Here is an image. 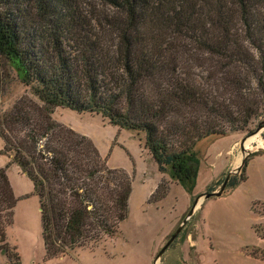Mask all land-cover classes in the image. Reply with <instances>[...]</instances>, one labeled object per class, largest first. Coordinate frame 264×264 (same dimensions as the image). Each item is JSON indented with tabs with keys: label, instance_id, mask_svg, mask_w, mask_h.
<instances>
[{
	"label": "trees",
	"instance_id": "1",
	"mask_svg": "<svg viewBox=\"0 0 264 264\" xmlns=\"http://www.w3.org/2000/svg\"><path fill=\"white\" fill-rule=\"evenodd\" d=\"M99 1L111 16L88 19L75 0H0V96L13 74L29 94L0 112L1 253L16 202L10 165L38 199L47 258L98 247L127 217L130 177L55 109L136 134L184 186L198 143L264 123V0ZM245 167L225 190L246 181Z\"/></svg>",
	"mask_w": 264,
	"mask_h": 264
},
{
	"label": "rangeland",
	"instance_id": "2",
	"mask_svg": "<svg viewBox=\"0 0 264 264\" xmlns=\"http://www.w3.org/2000/svg\"><path fill=\"white\" fill-rule=\"evenodd\" d=\"M75 1L88 19L112 15L99 0ZM27 95V89L13 74L3 86L0 112L8 111ZM52 116L57 123L88 138L109 168L128 174L131 192L127 217L118 225L116 234L98 247L47 258L38 199L31 182L17 166L9 167L6 173L16 202L6 231L8 249L0 252V264H264V131L254 135L257 140L249 149L243 147L249 153L245 159L246 181L233 190H224L218 198L203 200L204 194L220 189L230 172L225 166L233 162L234 156L241 157L240 142L254 137L248 136L257 123L249 131L198 143L197 175L192 185L184 186L158 172L136 134L112 127L95 115L55 109ZM232 147L233 156L227 154ZM258 151L262 152L253 155ZM4 161L0 157V163ZM239 175L240 170L229 179ZM158 185V191L151 196ZM186 219L177 237L155 262L159 251Z\"/></svg>",
	"mask_w": 264,
	"mask_h": 264
},
{
	"label": "water",
	"instance_id": "3",
	"mask_svg": "<svg viewBox=\"0 0 264 264\" xmlns=\"http://www.w3.org/2000/svg\"><path fill=\"white\" fill-rule=\"evenodd\" d=\"M262 131H264V123H260L256 126L255 130L248 136V137H251V136H254V135H257V134H260ZM244 143H245V139H242L241 142H240V149L243 153V157H242V160H241V163L240 165L235 169V170H232L229 172V174L226 176V179L225 181L223 182L222 186L220 187V189L217 191V192H213V193H208V194H204L203 195V200H207L209 198H212V197H215V198H218L222 195V193L224 192L225 190V187H226V184H227V181L229 179V177L232 175V174H235L236 172H238V170H240L241 166L243 165L246 157L249 155L248 152H244L246 150L243 149L244 147ZM196 204H197V201L194 203V205L192 206V209L191 211L188 213V218L191 217L195 207H196ZM187 219L184 220L181 224V226L175 231V233L171 236V238L169 239V241L166 243V245L159 251L158 255L156 256L155 258V262L162 256V254L164 253V251L167 249V247L173 242V240L177 237V235L179 234V232L181 231V228L184 226V224L186 223Z\"/></svg>",
	"mask_w": 264,
	"mask_h": 264
},
{
	"label": "crops",
	"instance_id": "4",
	"mask_svg": "<svg viewBox=\"0 0 264 264\" xmlns=\"http://www.w3.org/2000/svg\"><path fill=\"white\" fill-rule=\"evenodd\" d=\"M80 115H82V114H80ZM3 149V143H2V141L0 140V151ZM241 151V150H240ZM241 153H242V151H241ZM262 153H264V152H262ZM227 154H229V155H231L232 154V156H233V147L229 150V151H227ZM0 157L1 158H4L5 159V161L3 162V163H0V169L1 168H3V167H5L8 163H9V159L6 157V156H4V155H0ZM242 157H243V153H242V155H241V157L240 158H236V156H234L233 157V162L232 163H228L226 166H225V169L226 170H230V171H232V170H235L239 165H240V163H241V159H242ZM238 162H239V164H238ZM12 166H15V165H10L9 167H12ZM8 167V168H9ZM8 168H7V170H8ZM7 172V171H6ZM7 174V173H6ZM22 175V174H21ZM244 183V182H243ZM242 184V183H241ZM192 242V241H191ZM192 244H193V242H192Z\"/></svg>",
	"mask_w": 264,
	"mask_h": 264
},
{
	"label": "bare ground",
	"instance_id": "5",
	"mask_svg": "<svg viewBox=\"0 0 264 264\" xmlns=\"http://www.w3.org/2000/svg\"><path fill=\"white\" fill-rule=\"evenodd\" d=\"M256 140H257V137H256V136H254V137L248 139V140L244 143V148H245V149H249V148L251 147V144H252L254 141H256ZM260 146H261V143H260Z\"/></svg>",
	"mask_w": 264,
	"mask_h": 264
}]
</instances>
